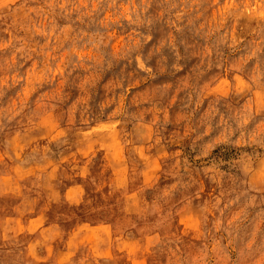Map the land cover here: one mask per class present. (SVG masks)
<instances>
[{"label": "rangeland", "instance_id": "obj_1", "mask_svg": "<svg viewBox=\"0 0 264 264\" xmlns=\"http://www.w3.org/2000/svg\"><path fill=\"white\" fill-rule=\"evenodd\" d=\"M0 264H264V0H0Z\"/></svg>", "mask_w": 264, "mask_h": 264}]
</instances>
